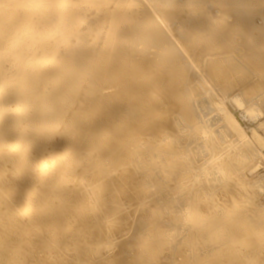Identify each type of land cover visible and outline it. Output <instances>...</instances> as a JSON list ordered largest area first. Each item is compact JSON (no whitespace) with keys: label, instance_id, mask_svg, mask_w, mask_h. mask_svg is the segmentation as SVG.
<instances>
[{"label":"bare ground","instance_id":"6f19581e","mask_svg":"<svg viewBox=\"0 0 264 264\" xmlns=\"http://www.w3.org/2000/svg\"><path fill=\"white\" fill-rule=\"evenodd\" d=\"M140 1L143 2V0H4V1L0 0V264H87V260L89 259L90 255L91 256H95V255L98 256L100 254L101 248H105V246L108 247L111 244L114 246V248H118L119 251L114 256H111L110 258H107V259H104L106 257L105 256L102 257V254H101V257L104 259L101 261V264H124V263L129 264L128 263L129 262L128 257H127V260L125 262V258H126L125 255L129 251L128 249L130 247H128V246L130 245L131 242H133V243H131V245L134 244V246L132 245L133 248L137 244H138L136 246L137 248H138V246L142 247L140 249L142 256H139L140 258L142 257V259L144 258L145 254H148V252H150L152 250L153 245L157 244V242L159 243V241H162V243L164 244V240H165L167 244L169 243L171 245L173 240L170 239L171 238V237H169L170 235H165V234L163 235V232L160 229H157V230L154 229V231L149 230L150 227L154 228L155 226L157 227V225H158V227L160 226L159 224H157L158 223L157 222L158 221L157 216L160 215L162 217V215H161V212L155 211L156 209H158L157 207H159V206H156L155 210L152 208H151L152 210L150 209L151 212H153V210H154V212H156V215H153V216L150 215L151 213L149 214L150 216H152L151 221H149V218H147V220H146V218H143V220H142V218H140L141 219L140 222H142L139 224L140 226H138V224H137L138 220L135 221L136 220L135 215H133V214L135 211H136L135 214H137L136 209H137V206H139V203L146 204V203H144L146 201L143 199V198H145V194L148 196V194L150 195V193H151V191H148L150 193H148V192L146 193V191L148 190L147 188H149V186L147 187L146 185H148V184L150 185L151 182L156 181V180H157L156 183H158L162 180L164 181L165 178H167V177H171L170 179H174L176 174H178V171L180 169H179V165L177 166V162H179V161H177L178 157L177 158L173 157L174 154H172V157H171V155L168 157H164L162 154H159V152H157V153H155L156 157H155L153 162H149V161H147V159H146V161H143L142 159L138 158V156H136L135 159H133V161H130L133 164L132 167H135V168H133V170L134 169L137 170L136 166H138L140 168V169L138 168V171L135 172V174H136V175H134L135 180L139 179V181L142 183L143 178L145 176H140L141 170L144 169L146 174H147V177H145L146 183L144 185L145 186L144 192H140L141 188H140V191H139V189H137V187L135 186V181L130 182L131 177L122 178L118 182H116L117 180H113V177H111L110 173H112V171H115L116 170L115 168L117 166L114 168L115 170H112L111 169L112 167L109 168L111 165L110 166L107 165L109 171L111 169L110 173L108 171H105L106 178L111 179L112 180V181H110L111 183L106 182V183H103L102 185H99L98 187H96L97 185L95 187H92L93 184L87 183L86 185L83 186V188H85L86 191L82 190L81 188L68 190L65 187L67 185V178H68L67 175L71 174L73 171L76 172V170L72 169L74 167L75 168L78 167L79 170L81 167H83L85 169H90L92 167H95L97 164H95V166L94 165L92 166V164H93L92 161H94V160L97 161V159L101 155L109 154V156L111 157V160L112 159L117 160V158H118V160L122 159L123 155L129 149L127 146H126L127 149H125L126 147L123 144L122 145L125 148L120 146L119 145L120 140L128 132H130L131 134L133 132L136 134V132H138V131L144 132L145 134H146V132H149V125H146L143 122V120L145 118L144 115L147 111L152 112L151 116L154 118V120H156V121L159 120V122L161 121V119H162L161 114L158 113L157 111L153 110V107L149 106L147 108V106H145L142 109H138L135 106H133L131 104V102H133L132 98H134V97L131 94H129L128 92L130 91L129 88L132 89L134 87L133 85H135L138 82L137 79L141 75V72L143 69V67H141V64H139V62L130 60L129 56H132V55H130V54H132V49H134V47L137 44L136 42L139 39H140L139 41H143V42H147V43L148 42H155L156 45H159L158 47H160V45H162L165 42V40H167L165 35H163L162 30L159 29L160 28L159 26L162 23L164 24V29H166L170 33V35H172L175 38L174 42H176L177 40L179 41L178 43L181 45V47H183L182 49H185V50L187 49L190 54L191 53L194 54V56L197 58V60L201 59V62H202L204 67H209V69H210V67L214 68L213 69V71H215V79L214 80H218L221 83V88L223 90V95H224L223 99H225L226 102L228 100V102L226 103V106L229 108H232V106L237 108L236 112H234V113H237V111H239L238 108H240L243 103L245 104L244 99L246 100V98L245 97H237L234 99L232 97L234 90L232 87L233 86L232 80L230 79V77H231L230 73H234L236 71V72H239L241 74V76H244V72L239 71V68H238L239 64L237 65V62L234 60L236 58L240 59L239 57L234 58L233 55H231V56L227 55L228 57L225 56L227 51H228L226 48H228L229 46H234L235 49H237V50L240 47L245 48L243 50V53L240 55V57L243 58L244 61L246 63H248L250 68L254 71V72L251 71L252 73H250V74H253L254 76L251 75L250 79L252 77L255 78L254 82H256V84L252 85V89H254V92H253L254 94H253V96H249V98L251 97V98L255 99L257 101V103L253 104L254 106H253V109L251 111L248 110L249 113L243 114L242 112H240L242 115L241 116L237 115L238 117H236V119L238 122H240L239 125H242L245 128H247L249 135H251L250 133L252 132V131L251 132H249V131L252 130V128H254L255 131L253 130L254 131L253 134L257 135L258 136L257 138L260 140V143L264 144V122H262V120H261L264 117V98H261V99L259 98L262 91L264 90V74H263V71H264V42H261V41H264V34L262 36L261 41H260V39H258V37L256 35H255V39L253 38L254 36L252 35L253 34L252 31L254 30L256 23L257 22H261V23L264 22V0H166L167 3L165 2L164 6L161 4V2L159 4V2H156L153 0H144L145 2H147V4L149 3L148 8H149V6H152L153 10L151 8H150V10L154 11V14H155L154 16H156L154 18V20H152V19L148 18V16L144 15V14H147V12L144 11L145 8L143 9V4ZM5 2H6V4H5ZM147 4H146V6H147ZM189 6H193V8L196 11L199 9L201 10V8H202L203 11H202V13H200V15H202L207 21L205 23H202V22H200V20H201L200 18H197V19L193 18V19H190L191 21L189 22L188 25H186L183 22L184 19L182 18V16H183L182 12L184 9L188 8ZM158 7H162L164 10H166L165 14H164L166 16L165 18L160 16V12L158 10ZM104 11H106L107 13L113 12L114 19L112 21L107 20V23L103 24V25H106L105 27L108 29L107 35H106V31L104 29H102V34H101V37L105 36V39H102L101 43H102V45H104L103 47L106 48L104 56L107 57V60L105 59L106 61L105 60L99 61L96 59V57H94L92 55L96 41H95V43L93 41H90L88 39V36H90V35H92V33H94V29L96 27L101 28L102 24H101L100 15L103 14ZM221 12H222V14H221ZM15 13H16V19L10 20V18H8V17L11 14H12V16H14L13 14H15ZM214 13H217L219 15L216 16ZM133 15H136V17H138V18H137V21H135V22L133 21V23L131 24L130 27H129V25L131 22L129 23L128 27L124 28V30H121V32L120 31L117 32V30L116 31L114 30L116 27V21L118 18H122V20L123 19L124 20H130V19H132ZM227 15H229L230 17H232L234 19V22L236 24V29L244 37V41H243V44H241V46L238 44L239 42H237L236 37H238V36L235 35L234 33L233 34L227 33V29L224 27L225 24H223L224 21L222 18L227 17ZM139 16H142V17L139 18ZM174 16H175V18L173 19ZM176 19H179L181 22L177 23ZM158 20H159V23L161 21L160 25H158L159 24ZM186 21H189V20L186 19ZM154 25L157 27H154ZM83 26H86V27H83ZM262 29L264 30V26H262ZM136 31L138 34H135ZM257 32H259V30H257ZM258 34H260V33H258ZM135 35H138V39H136ZM123 40L124 41L127 40L130 44L128 43L129 45L125 46V43H124V46H123V43H122ZM172 48H170V47H166L163 49L161 48L162 56H161V59L159 62L160 64L157 67L160 66L163 69V72L165 73V75L167 77L166 80L168 83V84H165V86L167 85L168 89L170 91H173L174 95H172V96H174L176 98L177 102L183 108V110H185V112H190L191 111L190 105H188V102H187L189 99H186L184 97V95L182 94L183 92L181 93L180 89H179V83L185 79L184 78L185 73L178 66V64H177L178 58L177 57H179V56H176V54L174 53L175 50L173 51ZM224 49L227 51H224ZM103 50L98 52V53H102ZM39 51L42 53H40ZM38 52H39V54H38ZM98 53H96V55ZM187 55H189V54L187 53ZM192 56H191V61L193 59ZM211 57H214V58H211ZM4 63L6 65L8 64L7 66H9V68L7 67L8 70L5 69L6 71H2L3 65H5ZM246 63H244V64H246ZM6 65H5V67H6ZM81 65H86V67H85L86 71L82 69L83 70L82 73L86 72L88 75H91V77H92V80H93L92 83L93 84L91 86L89 84L83 85L85 82L84 78H86L87 76L85 77V75H86L85 73H83L85 75L81 74ZM194 66H195V64H194ZM194 66H192V67H194ZM240 66H242V65H240ZM242 68H244V67H242ZM190 69H191V67H190ZM202 69H203V67L201 68V70ZM209 69H208V71H209ZM202 72H204V70H202ZM199 73H201V72H199ZM202 75L205 79V76L207 74H202ZM258 75H259V77H261V79L259 81H257V78H259V77H257ZM232 77H234V76H232ZM206 79L208 80L209 78H206ZM234 79L236 80L238 78L236 77ZM101 81H106V83L107 82H112V83L114 82V83L122 84L123 90L121 89L115 95L114 94L113 95L112 94H104V93H101V91L99 93H97L99 90L97 84ZM239 81L242 82L241 80H239ZM239 81L237 80V82H239ZM161 82L164 83V80H159L157 82V84L159 85ZM205 82L207 83V81H205ZM87 83H88V81H87ZM211 85L215 88L213 83L210 84L209 86H211ZM104 86H105V84H104ZM186 87H187V85H186ZM213 87L211 89L210 88L209 89L214 90ZM110 88H112V87H110ZM116 88L118 89L119 87H116ZM188 88H189V86H188ZM157 89H159V88H157ZM215 90H214V92H216ZM105 92H107V91H105ZM153 92H155V91H153ZM78 93L79 94L81 93L82 96L80 95L81 96L80 97L78 95ZM211 93H212V91H211ZM153 94L156 98V102H158V103L165 102L164 98L162 96L163 92H159L157 90ZM216 94H218V93L216 92ZM111 95H112V97H110ZM188 97H189V95H188ZM217 97H219V96H217ZM190 98H191V96H190ZM215 99H216V97H215ZM191 100H192V98H191ZM129 101H131V102H129ZM214 102H215V100H214ZM219 102H221V100ZM35 103H38V104L34 105ZM76 103H79V104H76ZM223 103H224V101H223ZM74 104H75V106H78L77 110H75V111L73 110V108L75 107ZM123 104H124L126 109H127L126 105L129 106L128 111L130 113L133 112L132 113L133 115L135 113L139 114V117H138L136 122L132 121L130 123L129 121H127L126 115L124 116L121 114V116H123V117L119 116V114H118V113H120L119 109H121L120 106H122ZM208 106L209 105L207 103H203L202 104V110H204L205 112L209 111ZM226 109H228V108H226ZM240 109H242V107ZM137 110H138V112H137ZM232 110H230V111H232ZM216 115H217V113H216ZM231 115H234V114L231 113ZM163 117L166 118L165 116H163ZM212 117H213V115H212ZM201 118L203 119L202 116H201ZM214 121H215V119L213 120V122ZM148 123H149V121H148ZM180 123H181V121H180ZM119 124H122V125H119ZM176 124H177V122H176ZM152 125H153V123H152ZM181 125L183 127V124H181ZM181 125L180 126L177 125V126L181 127ZM179 127H178V129L181 131V129ZM189 127L190 126H188V128ZM184 128H186V127L184 126ZM229 128H230V126H229ZM257 128L259 131L261 128L262 132L260 133L259 131H257ZM175 129H177V128H175ZM200 131H202V129ZM168 132H169V130H168ZM165 133H166V130H165ZM189 133H190V131H189ZM131 134H129L130 135L129 139L130 138L132 139L131 136H133V135H131ZM135 134H134V136H135ZM154 134H155V132H154ZM172 134H173V132H172ZM214 134H216V133H214ZM214 134H213V136H214ZM224 134L226 135V133H224ZM149 136H150V134H149ZM162 136H163V133H162ZM164 136H166V135H164ZM169 136H172V135H169ZM173 136H174V134H173ZM208 136L210 137V134ZM213 136L211 133V137H213ZM206 137L207 136L205 135V138ZM57 138H60V141H61L59 143V148L60 147L66 148V151L69 154H67L64 151H63V153L60 152L59 149L57 150L52 145L51 140H54V139L56 140ZM166 138H167V136L164 137L165 141L167 142L168 140ZM249 138H250V136H249ZM133 139H134V137H133ZM164 139H161V141H163ZM223 139H225V138H223ZM169 140H170V137H169ZM173 140H174V138H173ZM176 140L177 139H175L174 141H176ZM137 141L138 140H136L134 142L136 143ZM150 141H151V139H150ZM174 141H173V143H174ZM238 141H239V138H238ZM252 141H254V140H252ZM166 142H165V144H166ZM169 142H167V143H169ZM247 142L249 143L250 141H246V143ZM251 142L249 144H251ZM254 142H256V141H254ZM126 143H127V141H126ZM55 144H57V143H55ZM138 144H140V143H138ZM242 144L244 145V142ZM144 145H142L141 147H145ZM158 145L160 148V144H158ZM248 145H245L244 148H246V146L248 147ZM129 146H130V144H129ZM135 146H134V148H135ZM171 146L172 145L168 144V149H171V148H169ZM141 147H140V149H142ZM259 147L262 149V148H264V145H261ZM138 148H139V146H138ZM161 148H163V147H161ZM164 148H165V145H164ZM131 149H133V148H131ZM145 149H147V147H145ZM136 150H139V149H136ZM160 150H162V149H160ZM171 151H173V149ZM128 152H127V154H128ZM147 152H148V149H147ZM190 152H191V150H190ZM190 152H189V154H190ZM196 152H199V151H196ZM219 152L220 151H218V153ZM35 153H37V154L41 153V158H39L38 160L33 159V161L31 160L28 162V160H30L31 158H29V159L25 158V155H26V157H28L27 156L28 154H32L34 156V155H36ZM65 153L67 154V156H65ZM132 153H133V151H132ZM205 153H207V152H205ZM231 153L233 155V151ZM138 154H140V153H138ZM187 154L185 156H187ZM202 154H203V151H202ZM192 155H193V153H192ZM222 155H220V156H222ZM220 156L218 155V158L221 159ZM180 157L181 158L183 157L182 160L185 161L184 156H182V154ZM223 157H224V155H223ZM103 158H104V156H103ZM185 158H187V157H185ZM193 158L195 159V157H193ZM263 159H264V157H263ZM149 160H153V159H149ZM175 160L177 161L176 163H175ZM241 160H242V158H241ZM105 161H106V159H105ZM124 161L125 160L123 159L122 162L125 163ZM195 161H196V159H195ZM216 161H218V160H216ZM108 162H110V161L108 160ZM119 162H121V160ZM119 162L117 161V164H116V162H112V163L119 166V164H118ZM127 162H129V160ZM219 162L221 163V161H218V163ZM260 162H261V160H260ZM102 163L103 162H101V164ZM105 163H107V162H105ZM215 163L216 162H214V164ZM222 164L224 165V163H222ZM102 165L105 166L106 164H102ZM126 165H128V164H126ZM199 165H197V166H199ZM211 165H213V164H211ZM79 166H81V167H79ZM147 166H151V168H153V171L149 172L150 170L149 171L146 170ZM185 166H187V164ZM193 166H195V165H193ZM101 167H103V166H101ZM126 167H122V168L125 170ZM130 167H128V168H130ZM218 168H220V166ZM168 169H171V173H172L171 175H170V173H167ZM186 169H188V167ZM207 169H210V168L205 167L206 171H207ZM256 169H258V168H256ZM70 170L72 172L68 174V172H70ZM105 170H107V169H105ZM196 170H197V167H196ZM203 170H201L202 171L201 174L204 173ZM102 171H103V168H101L100 172L102 173ZM180 171L182 172V169ZM219 171L220 170H218V172ZM227 171L228 170H226L225 173H228ZM254 171H255V169H254ZM88 172H90V171H88ZM100 172L98 173L95 170V173H97L98 176L103 175V174H100ZM181 172H180V175H181ZM23 173H27L29 176L27 175L28 178L23 180V183H21L19 181V179H20L19 177L21 175H23ZM119 173H120V171H119ZM130 173L132 174L133 172L130 171ZM196 173H197V171H196ZM229 173H231V172H229ZM113 174H115V172ZM121 174H122V172H121ZM121 174H120V176H121ZM222 174H224V171ZM123 175L125 176V174H123ZM184 175H186V172ZM208 175H210V174H208ZM215 175H217V174L215 173ZM94 176H96V174ZM183 176H181L183 181L188 178V177L183 178ZM199 176H200V174H199ZM22 177H21V179H22ZM121 177H123V176H121ZM125 177H127V176H125ZM219 177H222V176L220 175ZM84 178H88V176L86 177V175H85ZM84 178H83V181H84ZM208 178L210 179V177H208ZM212 179L214 180V177H212ZM89 180H90V178H89ZM89 180H88V182H89ZM99 180H101V179H99ZM175 180L177 181V178ZM175 180H174V182H175ZM180 180H179V182L181 183L182 180L181 181ZM78 181H80V179ZM78 181H76V184L79 185ZM83 181H81V182H83ZM85 181H87V179ZM165 181L168 182L169 180L167 179ZM187 181L188 180H186V182ZM68 182H70V181H68ZM184 182L181 183V186H182V184L184 186L188 185L187 184L188 182L186 184H184ZM235 182L237 183V181H235ZM254 182L252 184L255 185L256 182L255 183ZM178 183H176V184H178ZM219 183L221 184V181ZM222 183H223V181H222ZM83 184H85V183H83ZM161 184L162 183L160 182V185ZM194 184H195V181H194ZM164 185H166V183ZM199 185H200V183H199ZM141 186L144 187L143 185H141ZM153 186H154V184L152 185V187ZM174 186H175V184H174ZM184 186L182 187V189L183 188L187 189V187L185 188ZM194 186L193 187L191 186L193 188L192 190L195 189ZM152 187H151V189H152ZM155 187H157V186H155ZM178 187H179V185H178ZM157 188L156 189L158 191H160L159 190L160 188L159 187H157ZM177 189H175L176 192H178L180 190V188L178 191H177ZM143 190H144V188L142 189V191ZM153 190H154V188H153ZM189 190H190V188H189ZM158 191H157V193H158ZM165 191L170 192L172 190L167 191L165 189L164 191H162V193L164 194ZM72 192L77 194V196L73 197ZM123 192L126 194H124ZM172 192H174V190ZM220 192H221V190H220ZM122 193H123V195H121ZM143 193H144V196H143ZM154 193H156V192L154 191ZM162 193H159V194L161 195ZM170 193H168V194L171 195ZM187 193H189V192H187ZM191 193H193V192L191 191ZM216 193H217V191H216ZM224 193H225V191H224ZM239 193H240V191H239ZM239 193H238V195H239ZM181 194H183V193H181ZM151 195H152V193H151ZM157 195L158 194H156V196ZM172 195H173L172 199L175 198V200H176L177 196L174 197V194H172ZM201 195H200V197H202ZM221 195L224 196L225 194L224 195L221 194ZM86 196H87V201L86 200L83 201V198ZM209 196H211V195H209ZM222 196H221V198H222ZM225 196L227 197V195H225ZM261 196H259V197H261ZM159 197L160 196H158L157 198L159 199ZM205 197H203V198H205ZM226 197H224V198H226ZM256 197H257V195H256ZM154 198H156V197L154 196ZM162 198H165L164 195ZM148 199H149V197H148ZM182 199H180V200H182ZM185 199H188V198H185ZM155 200L157 201V199H155ZM201 200L203 201L204 206L202 205V202H200L201 205L203 207H205V205L207 203H205V200L202 198H200V200H198V201H201ZM251 200H252V198H251ZM152 201H154V199ZM156 201H154L152 203L155 204ZM169 201H172V200H169ZM210 201H213V200H210ZM210 201H209V203H210ZM215 201H216V199H215ZM223 201L226 202L225 199ZM223 201H221V202H223ZM54 202H56V205H54V207H53ZM149 202H151V201L149 200ZM176 202H175V204H176ZM186 202H188V201L185 200V203ZM229 202H231V201H229ZM239 202H240V200H239ZM90 203H92V204H90ZM157 203L158 202H156V204ZM235 203H236V201L233 202V204L232 203H230V204L234 205L232 207H235ZM245 203H247V202H245V200H244V202L243 201L241 202V205L245 206V209L247 210ZM253 203H254V199H253L252 204ZM175 204L173 206H175ZM193 204H195V202ZM225 204H222L223 207ZM149 205L151 206L152 204H149ZM149 205H147L148 207L142 206L139 208H141L143 210V208H146V207L149 208ZM184 205H186V204H184ZM196 205L198 206V204H196ZM226 206L228 207V204H226ZM237 206L238 205L236 203V207ZM162 207H163V205H162ZM188 207H186V208H188ZM207 207H208V205H207ZM211 207L212 206H210V209H211ZM178 208H176V209H178ZM239 208H240V206H239ZM256 208L257 207L255 205V209H254L255 211H253L252 214H254V212H255V214L256 213L258 214L257 211L259 209L258 208L256 209ZM262 208H264V207H262ZM141 209H140V212L142 214ZM191 209H193V208H191ZM206 209H209V208L205 207V210ZM210 209H209V211H210ZM232 209H231V211H232ZM260 209H261V207H260ZM169 210H170V212L169 211L168 212L171 213V210H173V209H169ZM197 210L200 211V209H197ZM240 210H242V212L244 211L243 209H240ZM147 211H148V209H147ZM150 211H148V212H150ZM164 211H162V212L164 213ZM186 211H187V209H186ZM186 211H185V213H186ZM193 211H195V210H193ZM209 211H207V212H209ZM261 211L264 214L263 210H259L260 213H261ZM166 212H167V210H166ZM220 212L221 211H219V213ZM143 213L147 214V212H145V209L143 210ZM187 213H186L187 216L190 215ZM219 213H217V214L219 215ZM225 213L226 212H224V214ZM214 214H216V211L214 212ZM214 214H212V215H214ZM144 215H143V217H144ZM149 215H148V217H149ZM164 215L166 216L167 214L165 213ZM220 215H219V219L224 217V216L228 219V216L226 214L224 216H221V217H220ZM237 215L239 216V214H237ZM258 215L255 216V220L258 219V218H256V217H259ZM187 216H186V218H188ZM193 216H195V215H192V217ZM145 217H147V216H145ZM192 217H189V218H192ZM163 218L164 217H162V219ZM180 218H181V216H180ZM186 218L184 219V222L188 221V220H186ZM212 218L210 217V219H212ZM230 218H231L230 220H232L231 216H230ZM246 218H247V216H246ZM246 218L244 216V218H242L240 220L242 221V220H245ZM124 219L125 220L127 219V220L125 221ZM153 219L154 220L156 219V220L154 221ZM160 219H159V222L162 220V219L161 220ZM164 219H166V218H164ZM198 219H199V217H198ZM173 220H175V219H173ZM173 220H171V218H169V221L173 222ZM214 220L215 219L213 218V222H214ZM235 220H236V218H235ZM235 220H232L231 222L233 223V221H235ZM146 221H148V222H146ZM164 221L165 220H163V222ZM166 221L169 224V221L168 220H166ZM166 221L164 222L165 224L167 223ZM189 221H190V219H189ZM216 221H217V218H216ZM237 221L240 222L239 220H237ZM46 222H49V224H50V225H48V227L46 226L49 229V231L46 233L40 234L43 232L42 231L39 233V231H41L40 230L41 226ZM153 222L155 225L154 224L152 225ZM227 222H229V221H227ZM238 222H236V223H238ZM242 222H244V221H242ZM256 222L258 223V220ZM133 223H136V225H137L135 228L136 231L133 230V231H135V234H134V232L131 231L132 229L129 230L133 226ZM217 223H218V221H217ZM232 223H231V225H232ZM176 225H177V223H176ZM176 225H174V226H176ZM231 225H230V228H231ZM237 225L240 226V223ZM248 225H247V227L243 226L244 230H245V228H247V230L250 229L249 234H251V235L255 234V238L259 237L260 235L258 233L261 230L263 231L262 228L264 226L260 225L262 227V228L260 227L261 228L260 231H259V226H258L259 232L257 233V231L255 229V227H256V225H255V227H253L252 230L254 231V229H255L256 233H254L253 231H252L253 232L252 233L251 228L248 229V227L250 226V225L249 226ZM39 226H40V229H39ZM146 226H149V227H147L148 228L147 230L149 232H147V230L145 228ZM164 226L165 225H163V227ZM168 226L165 228L170 227V226L169 227ZM210 226H211V223H210ZM234 226H235V224H234ZM190 228L193 229V227H190ZM221 228H223V227L221 226L220 229ZM237 228L240 229V227H237ZM37 229H39V230H37ZM179 229H180V227H179ZM239 229H237V230H239ZM145 230H146V232H145ZM198 230L199 229H197V231L196 230L195 231H196V233L198 232L200 234L201 232H199ZM241 230H242V227H241ZM21 231L23 232V235H20L18 233ZM129 231H131V233L134 234L133 235L130 233L131 234V237L129 236L130 238L127 237V234L129 233ZM195 231L192 230V232H194L193 234H195ZM187 232H189V231H187ZM187 232L185 231V235L189 234V233L186 234ZM192 232H190V234H189L190 236L188 235L186 238V236L183 234L184 232L181 233L179 231V233H181V235L183 234L185 236L183 239H185V238L188 239V237H189V239H191L190 237L192 236V234H191ZM245 232H246V230H245ZM210 233H211V231H210ZM238 233H239V231H238ZM125 234H126L125 237L128 239H125L123 237V235H125ZM199 234H198V236H199V240H200V238H202L203 234H201V235H199ZM217 234H219V233H217ZM243 234L241 235V237L236 235V236H238L237 239L238 238L240 240L243 239L242 236L246 235V234L245 235H243ZM256 234H258V236ZM196 235H195V238H194V235L192 237L194 239H197L198 237L196 238ZM227 236L229 239L230 235L228 234V235H226V237ZM121 237L124 240H120ZM226 237H225V239H227ZM261 237H264V234H263V236L261 234L260 238ZM234 239L235 238L233 236V239H231L232 242H234ZM237 239H236V241H239ZM244 239L246 240L247 237L245 236ZM252 239H253V237L251 238V240ZM117 240H120V242L118 241V243H116ZM171 240H172V242L170 243ZM231 240H230V242H231ZM245 240H241V241H245ZM114 241H115V243H114ZM136 241H137V243H134ZM185 241L189 242L187 240H184L183 242H185ZM249 241H250V239L248 240V242ZM138 242H140V243H138ZM227 242H229V241H227ZM259 242H261V241L259 240ZM259 242H257L256 244L252 243L253 247L257 248L256 245H259ZM166 243H165V247H169V245H167ZM239 243H241V242L239 241ZM243 243L244 242H242V244H240V246L241 245L243 246L244 245ZM178 244H180V242H177V244H174L173 246L172 245L171 246L176 249ZM183 244H189V243H182V248L185 250L186 245L183 246ZM210 244L214 245L213 242ZM215 244H216V242H215ZM231 244H229V246ZM96 245L97 246L102 245V246L96 247ZM232 245L235 248L234 244H232ZM245 245H247L249 247L250 244H245ZM93 246H95V247H93ZM158 246H162L161 242H160V245H158V244L156 245V248H158ZM216 246L214 245L213 247H216ZM242 246H241V249H242ZM165 247H164V249H165ZM187 247H188L187 249L190 250L189 245H187ZM194 247H196V246L195 245L193 246V248L190 251L191 253L192 252L195 253V249H197V248L194 249ZM221 247H222V245H221ZM258 247H260V249H262V246H258ZM212 248L210 247V250ZM218 248H220V247L218 246ZM228 248H230V247H228ZM245 248H246V246L243 248V250ZM250 248H252L251 245H250ZM250 248H249V250H250ZM164 249H162L163 252H165ZM166 249H168V248H166ZM169 249H170V247H169ZM183 249H181V250H183ZM201 249H202L201 252L203 254L206 253L205 252L206 246H205L204 252H203V248H201ZM170 250H172V248ZM222 250H224V248ZM213 251H215V250L213 249ZM217 251H219V250L217 249ZM239 251H240V249H239ZM239 251H238V253H239ZM244 251L247 252L246 250H244ZM258 251H259L258 253L262 252V251L260 252V250H258ZM107 252L109 254H111L109 249L107 250ZM111 252H112V249H111ZM187 252H189V251H187ZM196 252H198V251L196 250ZM245 252H244V254H245ZM250 253L251 254L253 253V255H255L254 253H256V252H255V250H254V252H252V250H251ZM262 253L264 254V252H262ZM141 254L139 253L138 255H141ZM152 254H154V253H152ZM159 254H160V252H158L157 255H159ZM197 254H200V253H197ZM227 254H228V252H227ZM230 254H231V252H230ZM251 254H250L249 259H251V257L254 258L257 256V255L252 256ZM160 255H162V254H160ZM186 255H188V254H186ZM245 255H243V256H245ZM163 256H164V253H163ZM192 256H193V254H192ZM210 256H211V254H210ZM210 256L209 257L207 256V259H209ZM219 256H220V252H219ZM258 256H259V254H258ZM147 257L148 256H146V258ZM196 257L197 256H195V258ZM203 257L204 256L202 255V257H200V258H203ZM221 257L223 258V256H221ZM151 258L149 259L150 261H151ZM153 258H155L154 255H153ZM156 258H159V257H156ZM156 258L154 260H156ZM160 258H161V256H160ZM189 258H188V260H189ZM204 258L206 259V255ZM136 259L138 260V257ZM213 259L214 260L211 261L212 258H210L209 261H211V262L216 261L215 258H213ZM220 259H217V260H220ZM238 259H241V258H238ZM254 259H253V264H264V259L259 258V259H256V261ZM202 260H204V259H202ZM245 260H246V262H244L243 264H247V263L251 262L248 259H245ZM153 261L151 263H153ZM157 261H158V259H157ZM186 261L187 260H185L184 262L186 263ZM191 261H192V259H191ZM228 261H229L228 264H238L235 252L232 254V256L230 257V259ZM96 262H97V260L95 261V263ZM131 262H130L131 264H139V262L136 263V261L134 262V260ZM143 262L145 263L144 259H143ZM154 262L156 263V261H154ZM211 262H210V264H211ZM222 262H225V260L221 259L220 263L222 264ZM155 263H153V264H155ZM188 263H190V262H188ZM203 263H205V262H203ZM214 263L216 264L217 262H214ZM147 264H148V262H147ZM157 264H159V263H157Z\"/></svg>","mask_w":264,"mask_h":264},{"label":"rangeland","instance_id":"374dc122","mask_svg":"<svg viewBox=\"0 0 264 264\" xmlns=\"http://www.w3.org/2000/svg\"><path fill=\"white\" fill-rule=\"evenodd\" d=\"M4 1V0H3ZM153 1H156V2H159V4H160V2H161V4L164 6L165 5V2H166V0H153ZM142 4H143V9L145 8V10L144 11H146L147 12V14H144L145 16H148V18H150V19H152V20H154V18L156 17V16H154L155 14H154V11H151L150 10V8L153 10V8H152V6H149V8H148V5H149V3L147 4V2H145L144 0H143V2L142 1H140ZM147 4V6H146V4ZM167 3V2H166ZM5 4H6V2H5ZM145 4V5H144ZM7 6V5H6ZM146 6V7H145ZM158 10H159V12H160V16H162L163 18H165L166 16L164 15L165 14V11L166 10H164L162 7H158ZM202 11H203V9L201 8V10L199 9V10H195L194 8H193V6H189L188 8H186V9H184L183 10V12H182V18L184 19L183 20V22L186 24V25H188L189 24V22L191 21L190 19H197V18H200L201 20H200V22H202V23H205L207 20L202 16V15H200V13H202ZM109 14V15H108ZM216 16H218L219 14H217V13H214ZM221 14H222V12H221ZM14 16H12V14L8 17V18H10V20H14V19H16V13L15 14H13ZM114 15H113V12H111V13H107L106 11H104V13L103 14H101L100 15V18H101V28L100 27H96L95 29H94V33H92V35H90V36H88V39L90 40V41H93L94 43H95V41H96V43H95V45H94V50H93V53H92V55L94 56V57H96V59L97 60H99V61H104L105 59L107 60V57H105L104 56V54H105V49L106 48H104L103 46L104 45H102V43H101V40L102 39H105V36H103V37H101V34H102V29H104L105 31H106V35H107V33H108V29L105 27L106 25H103V24H105V23H107V20H113L114 19V17H113ZM176 16V15H175ZM175 16L173 17V19L175 18ZM186 16V17H185ZM13 19H12V18ZM142 16H139V18H141ZM137 18L138 17H136V15H133V17H132V19H130V20H122V18H118L117 19V21H116V27H115V31L117 30V32L118 31H120L121 32V30H124V28H127L128 27V25H129V23H130V25H129V27L131 26V24L133 23V21L135 22V21H137ZM186 19L187 20H189V21H186ZM218 19V18H217ZM223 19V21H224V23L223 24H225L224 25V27L227 29V33H234L235 35H237L238 37H236L237 38V42H239L238 44L241 46V44H243V41H244V37L238 32V30L236 29V24H235V22H234V19L232 18V17H230L229 15H227V17H224V18H222ZM176 22L177 23H179V22H181L179 19H176ZM228 22V23H227ZM158 23H159V20H158ZM161 24V21H160V23L158 24V25H160ZM123 26V27H122ZM262 26H264V22L263 23H261V22H257L256 23V26L254 27V30L252 31L253 32V38L255 39V35L258 37V39H260V41H261V39H262V36H263V34H264V30L262 29ZM83 27H86V26H83ZM154 27H157V26H155L154 25ZM160 28L159 29H161L162 30V32H163V35H165V37L167 38V40H165V42L162 44V45H160V47H158L159 45H156V43L155 42H143V41H137L136 43V46L134 47V49H132V54H130V55H132V56H129V58H130V60H132V61H136V62H139V64H141V67H143V69H142V72H141V75L138 77V82L135 84V85H133L134 87L131 89V88H129L130 89V91L128 92L129 94H131L134 98H132V101L133 102H131V101H129V102H131V104L133 105V106H135L136 108H138V109H142L143 107H145V106H147V108L149 107V106H151V107H153V110H155V111H157L158 113H160L161 114V116H162V119H161V121L159 122V120H154V118L151 116V114H152V112H150V111H147L146 113H145V115H144V120H143V122L146 124V125H149V132H146V134L144 133V132H136V134L133 132L132 134L130 133V132H128L121 140H120V142H119V145L120 146H122V147H128V149L130 150H128L127 152H128V154H127V152L123 155V157H122V159H120L121 160V162H119L120 160H118V158H117V160L116 159H112L111 160V157L109 156V154H107V155H101V156H99V158L97 159V161L96 160H94V161H92L93 162V164H92V166L94 165L95 166V164H97L95 167H92V168H90V169H85V168H83V167H81V166H79V167H81L80 168V170H79V168L78 167H74V168H72L73 170H76V172H72L71 170H70V172H68V174L69 173H71V174H69V175H67V185L65 186L66 187V189H68V190H72V189H82V190H84V191H86V189L85 188H83V186L84 185H86L87 183H91V184H93L92 185V187H95L96 185V187H98L99 185H102L103 183H106V182H110V181H112L111 179H109V178H106V173H105V171H108L109 173H110V171H111V169L112 170H115V171H112V173H110L111 174V177H113V180H117L116 182H118V181H120L122 178H128V177H131V180H130V182L131 181H135V186L137 187V189H139V191H140V188H141V191L140 192H144L145 191V183H146V178L145 177H147V174H146V172H145V170L143 169V170H141V174H140V176H145L144 178H143V181H142V183L139 181V179H137V180H135L134 179V175H136L135 174V172L136 171H138V166H136L137 168V170H133V168H135V167H132V163L130 162V161H133V159H135V157L136 156H138V158H140V159H142L143 161H146V159H147V161H149V162H153L154 161V159H155V157H156V154L155 153H157V152H159V154H162L164 157H168V156H170L171 155V157H172V154H174L173 155V157H175V158H177L178 157V160L177 161H179V162H177L176 160H175V163L177 162V166L179 165V169L181 170L182 169V172L179 170H177L178 171V174H176V176L174 177V179H170L171 177H167V178H165V180H169L168 182H166L165 180L163 181H160L162 184L160 185V182H158V183H156V181H153V182H151L150 183V185L148 184V185H146L147 187L149 186V188H147L148 190L146 191V193L148 192V191H151V193H152V195H151V193L150 192H148V193H150V195L148 194V196L145 194V198H143L146 202H144V203H146V204H143V203H139V206H137V214H135L136 213V211L134 212V214L133 215H135V221H137V224H138V226H140L139 224L140 223H142V222H140L141 221V219L140 218H142V220H143V218H146V220H147V218H149V221H151L152 219H151V217L153 216V215H156V212H161V215H162V217H164V218H166V219H162V217L160 216V215H158L157 217H158V223L157 224H159L160 226L158 227V225H157V227L155 226L154 228L153 227H150V231L151 230H153L154 231V229L155 230H157V229H160L162 232H163V235L165 234V235H170L169 237H171L170 239H172L173 240V242H172V240L170 241V243H171V245L173 246L174 244H177V242H180V244H178L177 245V248L175 249L174 247H172L169 243L167 244L166 243V241L164 240V244L162 243V241H159V243L157 242V244L158 245H160V242H161V244H162V246H158V248H156V245L157 244H154L153 245V248H152V250L150 251V252H148V254H145L144 255V260H145V263L143 262V259H142V257L140 258L139 256H142V254H141V248L142 247H140V246H138V248L136 247L137 245H135V247L133 248L132 247V245L134 246V244H132L131 245V243H133V242H131L130 243V245L128 246V247H130L128 250V253L125 255L126 256V258H125V262H126V260H127V257H128V263L129 264H131L132 262L131 261H133L134 260V262L136 261V263H138L139 262V264H147V262H148V264L150 263V264H153V263H155L154 261H156V263L155 264H157V263H161V264H210V262L211 261H213L214 259L213 258H215V260L216 261H214V262H217L216 264H221L220 263V261H221V259L222 260H225V262H222V264H228V260L230 259V257L232 256V254L235 252V255H236V258H237V261H238V264H243L244 262H246V260L245 259H248V260H250L251 262H249V263H247V264H253V259L256 261V259H259V258H261V259H264V254L262 253V252H264V237H261L260 238V236H261V234H262V236H263V234H264V227L262 228L260 225H262V226H264V214L262 213V211H261V213L259 212V210H263L264 211V208H262V207H264V159H263V157H264V148H260L259 146H261V145H264L263 143H260V140L257 138L258 136L257 135H254L253 134V132L255 131L254 130V128H252V130H250L249 132H251L250 134L251 135H249L248 134V131H247V128H245L244 126H242V125H239L240 124V122H238L237 121V119H236V117H238V116H241L242 114L240 113V112H242L243 114H245V113H249V111H251L252 109H253V104H255V103H257V101L255 100V99H253V98H249V96H253V92H254V89H252V85L253 84H256V82H254V80H255V78H251L250 79V77H251V75H253V74H250V73H252L251 71H253L251 68H250V66H249V64L248 63H246L245 61H244V59L243 58H241L240 57V55L243 53V50L245 49L244 47H240L238 50L237 49H235V47L234 46H229L228 48H226L227 50H225L224 49V51H227V53H226V57H228L227 55H233V57L234 58H236V57H239L240 59H234L236 62H237V65L239 66L238 68H239V71H243L244 72V76H241V74L239 73V72H234V73H230V79L232 80V84H233V90H234V93L232 94V97L235 99V98H237V97H245L246 98V100L244 99V102H245V104L243 103L242 104V109H240V108H238V110L239 111H237V113H234V112H236V107H234V106H232V108H229V107H227L226 106V103L228 102V100H227V102H226V100L225 99H223V97H224V95H223V90H222V88H221V83H220V81H218V80H214L215 79V71H213V69L214 68H211L210 67V69H209V67H204L203 66V64H202V62H201V59L199 60H197V58L194 56V54H190L189 53V51L186 49H182L183 47H181V45L178 43L179 41L177 40L176 42H174L175 41V38L172 36V35H170V33L166 30V29H164V24L162 23L160 26H159ZM260 28V29H259ZM262 29V30H261ZM257 30H259V32H257ZM262 31V32H261ZM258 33H260V34H258ZM135 34H138L137 33V31L135 32ZM136 36V39H138V35H135ZM134 40V39H133ZM127 41V40H126ZM124 41L123 40V46H124V43H125V46H128L130 43L127 41ZM261 42H264V41H261ZM129 43V44H128ZM175 43V44H174ZM171 45V46H170ZM153 46V47H152ZM166 47H170V48H172L173 49V51H174V53L176 54V56H179V57H177L178 59H177V64H178V66L182 69V71L185 73L184 74V80H182L180 83H179V89H180V92L184 95V97L186 98V99H189L187 102H188V105H190V112H185V110H183V108L179 105V103L177 102V100H176V98L174 97V96H172V95H174L173 94V91H170L169 89H168V87H167V85L165 86V84H168L167 83V80H166V75H165V73L163 72V69L159 66V67H157L160 63V59H161V56H162V50H161V48L163 49V48H166ZM104 49V50H103ZM103 50V52L102 53H98V52H100V51H102ZM136 50V51H135ZM236 50V51H235ZM41 51V50H40ZM39 51V52H40ZM43 51V50H42ZM183 51V52H182ZM39 52H38V54H39ZM95 52V53H94ZM190 55H187V53ZM40 53H42V52H40ZM96 53H98L97 55H96ZM239 54V55H238ZM181 56V57H180ZM191 56L193 57V59H192V61H191ZM100 57V58H99ZM190 57V58H189ZM103 58V59H102ZM196 58V59H195ZM211 58H214V57H211ZM181 59V60H180ZM105 60V61H106ZM194 61V62H193ZM241 61V62H240ZM193 65H192V64ZM244 63H246V64H244ZM5 64V63H4ZM194 64H195V66H194ZM6 65V64H5ZM5 65H3V68H2V71H6V70H8V68H9V66H7L6 65V67H5ZM240 65H242V66H240ZM192 66H194V67H192ZM203 67V69L202 70H204V72H202V70H201V68ZM8 67V68H7ZM85 67H86V65H81V74H83V73H85V74H83V75H85V77L86 78H84V84L83 85H87V84H89L90 86L93 84L92 82H93V80H92V77H91V75H88L86 72H83L82 73V71L83 70H85L86 71V69H85ZM190 67H191V69H190ZM242 67H244V68H242ZM195 68V69H194ZM209 69V71H208V69ZM242 70H241V69ZM6 69V70H5ZM83 69V70H82ZM200 70V71H199ZM249 71V72H248ZM199 72H201L202 74H207L206 76H205V79H204V77H203V75L201 74V73H199ZM207 72V73H206ZM254 72V71H253ZM188 73V74H187ZM246 73V74H245ZM248 73V74H247ZM240 74V75H239ZM263 74H264V71H263ZM214 75V76H213ZM89 76V77H88ZM232 76H234V77H232ZM241 78H240V77ZM254 76V75H253ZM212 77V78H211ZM238 78V79H234V78ZM245 77V78H244ZM257 77H259V75L257 76ZM206 78H209L208 80L206 79ZM240 78V79H239ZM250 80H249V79ZM204 79V80H203ZM211 79V80H210ZM261 79V77H259V78H257V81H259ZM159 80H164V83L163 82H161L159 85L157 84V82L159 81ZM200 80V81H199ZM203 80V81H202ZM237 80L239 81V80H241L242 82H237ZM87 81H88V83H87ZM202 81V82H201ZM205 81H207V83L205 82ZM212 81V82H211ZM214 81V82H213ZM218 81V82H217ZM86 83V84H85ZM214 84V86H215V88H214V90L218 93V94H216V92H214V90H210L212 87L211 86H209L210 84ZM218 83V84H217ZM241 83V84H240ZM249 83V84H248ZM252 83V84H251ZM104 84H105V86H104ZM110 84V85H109ZM113 84V85H112ZM191 84V85H190ZM98 92L97 93H99L100 91H101V93H104V94H117V92H119L121 89L123 90V86H122V84H119V83H112V82H107L106 83V81H101V82H99L98 84ZM101 85V86H100ZM112 85V86H111ZM186 85H187V87H186ZM115 86V87H114ZM188 86H189V88H188ZM191 86V87H190ZM110 87H112V88H110ZM116 87H119L118 89L116 88ZM114 88V89H113ZM157 88H159V89H157ZM210 88V89H209ZM109 89V90H108ZM112 90V91H111ZM117 90V91H116ZM159 91V92H163V98H164V101L165 102H163V103H158V102H156V98H155V96H154V94L153 93H155L156 91ZM203 90V91H202ZM103 91V92H102ZM105 91H107V92H105ZM109 91V92H108ZM153 91H155V92H153ZM211 91H212V93H211ZM220 91V92H219ZM207 94H206V93ZM252 93V94H251ZM78 95L80 96H82V94L80 93H78ZM112 95L110 96V97H112ZM188 95H189V97H188ZM219 96V97H217V96ZM245 95V96H244ZM80 96V97H81ZM190 96H191V98H192V100H191V98H190ZM214 96V97H213ZM140 97V98H139ZM188 97V98H187ZM215 97H216V99H215ZM221 98V99H220ZM260 99L261 98H264V90L262 91V93H261V95H260V97H259ZM134 99V100H133ZM210 100V101H209ZM214 100H215V102H214ZM221 100V102H219ZM135 101V102H134ZM223 101H224V103H223ZM250 101V102H249ZM212 104H210V103ZM214 102V103H213ZM135 103V104H134ZM196 103V104H195ZM203 103H207L209 106H208V109H209V111H204V110H202V104ZM221 103V104H220ZM36 104H38V103H35L34 105H36ZM76 104H79V103H76ZM195 104V105H194ZM131 105V106H132ZM74 106H75V104H74ZM73 106V107H74ZM126 107H127V109L125 108V106H124V104L122 105V106H120V108L121 109H119V112L120 113H118L119 114V116L120 117H123V116H121V114L122 115H126V120L127 121H129L130 123L133 121V122H136L137 121V119H138V117H139V114H137V113H135L134 115L132 114V113H130L129 111H128V105H126ZM251 107V108H250ZM76 108V109H75ZM77 108H78V106H75L74 108H73V110L75 111V110H77ZM226 108H228V109H226ZM126 109V110H125ZM196 109V110H195ZM216 109V110H215ZM234 111H233V110ZM230 110H232V111H230ZM249 110V111H248ZM128 111V112H127ZM136 111V110H135ZM216 111V112H215ZM218 111V112H217ZM230 111V112H229ZM26 112V111H25ZM137 112H138V110H137ZM200 112V113H199ZM230 114H229V113ZM124 113V114H123ZM213 113V114H212ZM216 113H217V115H216ZM231 113L232 114H234V115H231ZM239 113V114H238ZM167 116H166V115ZM221 114V115H220ZM132 117H131V116ZM212 115H213V117H212ZM216 115V116H215ZM236 115V116H235ZM238 115V116H237ZM163 116H165L166 118H164ZM201 116L203 117V119L201 118ZM209 116V117H208ZM169 117V118H168ZM211 117V118H210ZM234 117V118H233ZM149 118V119H148ZM205 118V119H204ZM240 118V117H239ZM130 119V120H129ZM152 119V120H151ZM215 119V121L213 122V120ZM264 117L261 119L262 120V122H264ZM148 121H149V123H148ZM173 121V122H172ZM180 121H181V123H180ZM235 121V122H234ZM176 122H177V124H176ZM223 122V123H222ZM226 122V123H225ZM148 123V124H147ZM152 123H153V125H152ZM205 123V124H204ZM176 124V125H175ZM181 124H183V127H182V125ZM185 124V125H184ZM119 125H122V124H119ZM129 125V124H128ZM177 125H181V127H179V126H177ZM238 125V126H237ZM257 125V124H256ZM177 126V127H176ZM184 126L186 127V128H184ZM188 126H190L189 128H188ZM198 126V127H197ZM229 126H230V128H229ZM169 129H168V128ZM174 127V128H173ZM178 127L181 129V131L178 129ZM208 127V128H207ZM172 128V129H171ZM175 128H177V129H175ZM199 129V130H198ZM202 129V131H200ZM246 129V130H245ZM155 130V131H154ZM165 130H166V133H165ZM168 130H169V132H168ZM172 130V131H171ZM245 130V131H244ZM254 130V131H253ZM189 131H190V133H189ZM257 131H259L258 130V128H257ZM154 132H155V134H154ZM160 132V133H159ZM172 132H173V134H174V136H173V134H172ZM222 132V133H221ZM260 133L262 132V129L260 128V131H259ZM150 134V136H149V134ZM157 133V134H156ZM162 133H163V136L164 135H166L167 136V142H169V143H167L166 141H165V139H164V137H166V136H162ZM211 133H212V136H213V134L214 133H216V134H214V136L213 137H211ZM224 133H226V135L224 134ZM129 134H131V135H133V136H131L132 137V139H133V137H134V139L132 140L131 138L129 139ZM134 134H135V136H134ZM210 134V137L208 136ZM147 137H145V136ZM161 135V136H160ZM169 135H172V136H169ZM182 135V136H181ZM205 135L207 136L206 138H205ZM253 135V136H252ZM127 136V137H126ZM139 136V137H138ZM216 136V137H215ZM223 136V137H222ZM249 136H250V138H249ZM252 136V137H251ZM143 137V138H142ZM169 137H170V140H169ZM172 137V138H171ZM199 137V138H198ZM203 137V138H202ZM220 137V138H219ZM229 137V138H228ZM248 137V138H247ZM255 137V138H254ZM139 138V139H138ZM158 138V139H157ZM173 138H174V140L175 139H177L176 141H174L173 140ZM210 138V139H209ZM217 138V139H216ZM223 138H225V139H223ZM238 138H239V141H238ZM246 138V139H245ZM252 138V139H251ZM254 138V139H253ZM126 139V140H125ZM138 140L136 143L134 142V141H136V140ZM146 139V140H145ZM150 139H151V141H150ZM161 139H164L163 141H161ZM213 139V140H212ZM231 139V140H230ZM243 139V140H242ZM251 139V140H250ZM57 140V141H56ZM54 139V140H51V142H52V145L58 150L59 149V151L60 152H62L63 153V151L64 152H66L67 153V151H66V148H62V147H60L59 148V143L61 142L60 141V138H57V139ZM158 140V141H157ZM221 140V141H220ZM245 140V141H244ZM252 140H254V141H256V142H254V141H252ZM126 141H127V143H126ZM141 141V142H140ZM160 141V142H159ZM173 141H174V143H173ZM246 141H252L251 142V144H249L248 142V144L246 143ZM131 142V143H130ZM133 142V143H132ZM143 142V143H142ZM148 142V143H147ZM165 142H166V144H165ZM221 142V143H220ZM227 142V143H226ZM244 142V145L242 144ZM258 142V143H257ZM55 143H57V144H55ZM130 144V146H129V144ZM138 143H140V144H138ZM162 143V144H161ZM164 143V144H163ZM172 143V144H171ZM204 143V144H203ZM246 143V144H245ZM256 143V144H255ZM124 146H123V145ZM128 144V145H127ZM144 145L145 147H147V149H148V152H147V149H145V147H141L142 145ZM158 144H160V148H159V145ZM168 144H170V145H172L171 147H169V148H171V149H168ZM223 144V145H222ZM240 144V145H239ZM136 145V146H135ZM147 145V146H146ZM164 145H165V148H164ZM220 145V146H219ZM223 147H222V146ZM240 147H239V146ZM245 145H248V147L246 146V148H244L245 147ZM259 145V146H258ZM58 146V147H57ZM134 146H135V148H134ZM138 146H139V148H138ZM235 146V147H234ZM253 146V147H252ZM124 147V148H125ZM127 147L125 148V149H127ZM140 147L142 148V149H140ZM161 147H163V148H161ZM204 147V148H203ZM131 148H133V149H131ZM144 148V149H143ZM243 148V149H242ZM136 149H139V150H136ZM160 149H162V150H160ZM173 149V151H171ZM194 149V150H193ZM200 149V150H199ZM238 149V150H237ZM190 150H191V152L193 153V155H192V153L190 152ZM217 150V151H216ZM248 150V151H247ZM132 151H133V153H132ZM139 151V152H138ZM190 152V154H189V152ZM195 153H194V152ZM196 151H199V152H196ZM202 151H203V154H202ZM215 151V152H214ZM218 151H220L219 153H218ZM224 151V152H223ZM233 151V155H232V152ZM239 151V152H238ZM140 153V154H138V153ZM147 152V153H146ZM162 152V153H161ZM170 152V153H169ZM189 154H187V153ZM205 152H207V153H205ZM210 152V153H209ZM65 153V156H67V154H69V153H67L66 154ZM137 153V154H136ZM198 155H197V154ZM224 155V157H223V155ZM239 155H238V154ZM36 155H32V154H28L27 156L28 157H26V155H25V158H31L30 160H28V162L29 161H33V159H35V160H38L39 158H41V153H39V154H37V153H35ZM132 154V155H131ZM181 154H182V156H184V159H185V161H183L182 159H183V157L181 158L180 156H181ZM187 154V156H185ZM202 154V155H201ZM31 155V156H30ZM131 155V156H130ZM134 155V156H133ZM140 155V156H139ZM210 155V156H209ZM218 155L220 156V155H222V156H220L221 157V159L220 158H218ZM103 156H104V158H103ZM130 158H128V157ZM145 156V157H144ZM200 158H199V157ZM244 156V157H243ZM102 157V158H101ZM108 157V158H107ZM127 157V158H126ZM163 157V158H164ZM185 157H187V158H185ZM193 157H195V159H196V161H195V159L193 158ZM207 157V158H206ZM215 159H214V158ZM246 157V158H245ZM153 159V160H149V159ZM224 158V159H223ZM241 158H242V160H241ZM252 158V159H251ZM105 159H106V161H105ZM123 159L125 160L124 162L125 163H123L122 161H123ZM180 159V160H179ZM246 159V160H245ZM108 160L111 162H108ZM116 160V161H115ZM129 160V162H127ZM191 160V161H190ZM195 162H194V161ZM210 160V161H209ZM216 160H218V161H221V163L219 162L218 163V161H216ZM251 160V161H250ZM260 160H261V162H260ZM117 161L119 162L118 164H119V166L118 165H115V164H113L112 162H116V164H117ZM212 161V162H211ZM249 161V162H248ZM101 162H103L102 164H106L105 166L104 165H102L101 164ZM105 162H107V163H105ZM214 162H216L215 164H214ZM99 163V164H98ZM109 163V164H108ZM131 163V164H130ZM185 163V164H184ZM194 163V164H193ZM222 163H224V165L222 164ZM114 166H113V165ZM126 164H128V165H126ZM187 164V166H185ZM192 164V165H191ZM200 164V165H199ZM204 166H203V165ZM211 164H213V165H211ZM99 165V166H98ZM110 166L109 168H111L110 169V171H109V169H108V166ZM132 167H130V166ZM153 165V164H152ZM151 165V166H152ZM187 168L188 167V169H186L184 166ZM193 165H195L196 167H197V170H196V167L195 166H193ZM197 165H199V166H197ZM216 165V166H215ZM218 165V166H217ZM230 165V166H229ZM101 166H103V167H101ZM107 166V167H106ZM117 166V167H116ZM127 166V167H126ZM151 166H147L146 167V170H150L149 172H151V171H153V168H151ZM181 166V167H180ZM220 166V168H218ZM226 166V167H225ZM103 168V171H102V173L100 172L101 171V168ZM116 167V168H115ZM122 167H126L125 168V170L122 168ZM128 167H130V168H128ZM184 167V168H183ZM195 167V168H194ZM200 167V168H199ZM204 167V168H203ZM205 167L207 168H210V169H207V171L205 170ZM216 167V168H215ZM224 167V168H223ZM100 168V169H99ZM115 168V169H114ZM229 168V169H228ZM231 168V169H230ZM256 168H258V169H256ZM262 168V169H261ZM93 169V170H92ZM105 169H107V170H105ZM121 169V170H120ZM130 169V170H129ZM140 169V168H139ZM203 170V174H201L202 173V171L201 170ZM254 169H255V171H254ZM95 170H96V172H100V174H103V175H97V173H95ZM100 170V171H99ZM124 170V171H123ZM128 170V171H127ZM133 170V171H132ZM197 171V173H196V171ZM210 170V171H209ZM218 170H220L219 172H218ZM226 170H228L227 172L228 173H225V171ZM230 170V171H229ZM259 170V171H258ZM87 171V172H86ZM88 171H90V172H88ZM119 171H120V173H119ZM130 171L131 172H133L132 174L130 173ZM190 171V172H189ZM193 171V172H192ZM206 171V172H205ZM216 171V172H215ZM223 171H224V174H222L223 173ZM250 171V172H249ZM93 174H92V173ZM115 172V174H113ZM121 172H122V174H121ZM180 172H181V175H180ZM185 172H186V175H184L185 174ZM199 172V173H198ZM229 172H231V173H229ZM74 173V174H73ZM108 173V174H109ZM167 173H170V175L172 174L171 173V169H168V171H167ZM190 173V174H189ZM215 173L217 174V175H215ZM219 173V174H218ZM235 173V174H234ZM243 175H242V174ZM88 174V175H87ZM96 174V176H94ZM109 174V175H110ZM118 174V175H117ZM120 174H121V176H123V177H121L120 176ZM123 174H125V176H127V177H125ZM175 174V173H174ZM184 176H183V175ZM199 174H200V176H199ZM205 174V175H204ZM208 174H210V175H208ZM25 175V176H24ZM28 174L27 173H23V175H21L19 178V181L21 182V183H23V180H25L26 178H28V176H27ZM85 175H86V177L88 176V178H84L85 177ZM117 175V176H116ZM168 175V174H167ZM178 175V176H177ZM180 175V176H179ZM213 175V176H212ZM222 176V177H219V176ZM23 176V177H22ZM83 176V177H82ZM181 176H183V178H187L186 180H188L187 182H186V180H184L183 181V179L181 178ZM238 176V177H237ZM21 177H22V179H21ZM77 177V178H76ZM93 177V178H92ZM116 177V178H115ZM119 177V178H118ZM173 177V176H172ZM200 177V178H199ZM208 177H210V179L208 178ZM212 177H214V180L212 179ZM219 177V178H218ZM254 177V178H253ZM80 179V181H78L79 179ZM83 178H84V181H83ZM89 178H90V180H89ZM101 179V180H99V179ZM177 178V181L175 180ZM217 178V179H216ZM225 178V179H224ZM235 180H234V179ZM78 179V180H77ZM87 179V181H85ZM182 180V182L181 183H183L184 182V184H188V185H186V186H184L183 184H182V186H181V183L179 182V180ZM193 179V180H192ZM209 179V180H208ZM231 179V180H230ZM255 179V180H254ZM88 180H89V182H88ZM173 182H172V181ZM174 180H175V182L176 183H178V184H176L175 182H174ZM180 180V181H181ZM209 182H208V181ZM221 181V184L219 183L220 181ZM225 180V181H224ZM256 182H254V181ZM68 181H70V182H68ZM76 181H78L79 182V185L78 184H76ZM81 181H83V182H81ZM94 181V182H93ZM138 183H137V182ZM194 181H195V184H194ZM198 183H197V182ZM222 181H223V183H222ZM235 181H237V183L235 182ZM129 182V183H130ZM246 182V183H245ZM255 183V185L254 184H252V183ZM261 182V183H260ZM82 183V184H81ZM83 183H85V184H83ZM111 183V182H110ZM154 184V186L152 187V185ZM166 183V185H164ZM175 184V186H174V184ZM199 183H200V185H199ZM202 183V184H201ZM249 183V184H248ZM71 186H70V185ZM168 184V185H167ZM171 184V185H170ZM227 184V185H226ZM232 184V185H231ZM248 184V185H247ZM258 184V185H257ZM69 185V186H68ZM141 185H143L144 187H142ZM178 185H179V187H178ZM195 185V186H194ZM223 185V186H222ZM251 185V186H250ZM68 186V187H67ZM155 186H157V187H159L160 189V191H158L157 189V187H155ZM165 186V187H164ZM168 186V187H167ZM187 187V189H182V187ZM194 186V190H192L193 188L192 187ZM221 186V187H220ZM151 187H152V189H151ZM171 187V188H170ZM190 188V190H189V188ZM226 187V188H225ZM144 188V190L142 191V189ZM153 188H154V190H153ZM157 188V189H156ZM168 191V190H174V192H172V191H170V192H164V194L162 193V191H164L165 189ZM169 188V189H168ZM178 188V189H177ZM179 188H180V190H179ZM200 190H199V189ZM259 188V189H258ZM158 191V193H157V191ZM175 189H177V191L178 192H176V190ZM257 189V190H256ZM184 190V191H183ZM187 190V191H186ZM220 190H221V192H220ZM262 190V191H261ZM83 191V192H84ZM153 191V192H152ZM154 191L156 192V193H154ZM191 191L193 192V193H191ZM216 191H217V193H216ZM224 191H225V193H224ZM238 191V192H237ZM239 191H240V193H239ZM243 191V192H242ZM187 192H189V193H187ZM73 193V192H72ZM71 193V194H72ZM124 193V192H123ZM123 193L121 194V195H123ZM159 193H162L161 195L159 194ZM166 193V194H165ZM168 193H170L171 195H169ZM181 193H183V194H181ZM185 193V194H184ZM220 195H219V194ZM234 193V194H233ZM238 193H239V195H238ZM247 193V194H246ZM249 193V194H248ZM261 193V194H260ZM124 194H126V193H124ZM155 194V195H154ZM156 194H158L157 196H156ZM172 194H174V197H176L177 196V199L175 200V198L174 199H172L173 198V195ZM188 194V195H187ZM202 194V195H201ZM204 194V195H203ZM221 194H225V195H227V197L224 195V196H222ZM230 194V195H229ZM75 195V196H74ZM156 197V198H154V196ZM163 195H164V197L165 198H162L163 197ZM167 195V196H166ZM182 195V196H181ZM198 195V196H197ZM200 195L202 196V197H200ZM209 195H211V196H209ZM217 195V196H216ZM219 195V196H218ZM256 195H257V197H256ZM263 197H262V196ZM77 196V194H75V193H73V197H76ZM143 196H144V193H143ZM158 196H160L159 197V199L157 198ZM162 196V197H161ZM172 196V197H171ZM186 196V197H185ZM188 196V197H187ZM191 196V197H190ZM206 196V197H205ZM213 196V197H212ZM221 196H222V198H221ZM254 196V197H253ZM259 196H261V197H259ZM148 197H149V199H148ZM168 197V198H167ZM184 197V198H183ZM190 197V198H189ZM193 197V198H192ZM203 197H205V198H203ZM208 197V198H207ZM210 197V198H209ZM224 197H226V198H224ZM232 197V198H231ZM170 198V199H169ZM182 199V200H180V199ZM185 198H188V199H185ZM198 198V199H197ZM200 198H202V199H204L205 200V203H207L206 205H205V207L206 208H209L210 209V206H212L211 207V209H210V211H209V209H206L205 210V207H203L204 206V204H203V201L201 200V201H198V200H200ZM207 198V199H206ZM214 198V199H213ZM251 198H252V200H251ZM154 199V201H156L155 199H157V201L156 202H158L157 204H156V202H155V204L154 203H152V202H154V201H152ZM162 199V200H161ZM190 199V200H189ZM194 199V200H193ZM213 200V201H210V200ZM215 199H216V201H215ZM225 199V201L226 202H224L223 200ZM233 199V200H232ZM253 199H254V203L252 204V202H253ZM87 201V196L86 197H84L83 198V201ZM149 200L151 201V202H149ZM160 200V201H159ZM168 202H167V201ZM169 200H172V201H169ZM178 200V201H177ZM185 200L186 201H188V202H186L185 203ZM210 201V203H209V201ZM236 201V203H237V207H236V203H235V207H232V206H234V205H231L230 203H232L233 204V202H235ZM239 200H240V202H239ZM244 200H245V202H247V203H245L246 204V208H247V210L245 209V206H243V205H241V202L243 201L244 202ZM249 200V201H248ZM258 200V201H257ZM261 200V201H260ZM177 201V202H176ZM183 201V202H182ZM199 203H198V202ZM221 201H223V202H221ZM229 201H231V202H229ZM165 204H164V203ZM170 202V203H169ZM173 202V203H172ZM175 202H176V204H175ZM180 202V203H179ZM195 202V204H193ZM200 202H202V205H201V203ZM215 202V203H214ZM251 204H250V203ZM161 203V204H160ZM168 203V204H167ZM186 204V205H184V204ZM228 204V207L226 206V204ZM90 204H92V203H90ZM141 204V205H140ZM149 204H152L151 206L149 205ZM154 204V205H153ZM175 204V206H173ZM184 206H183V205ZM196 204H198V206L196 205ZM210 204V205H209ZM213 204V205H212ZM222 204H225L224 205V207H223V205ZM248 204V205H247ZM251 206H250V205ZM54 205H56V202H54L53 203V207H54ZM147 205H149V208H147L148 206ZM162 205H163V207H162ZM166 207H165V206ZM169 205V206H168ZM181 205V206H180ZM207 205H208V207H207ZM254 205V206H253ZM255 205H256V207L259 209L257 212H258V214L256 213L255 214V212H254V214H252V212L253 211H255L254 209H255ZM142 206H147L146 208L148 209V211H150V209L152 208V209H156V206H159V207H157L158 209H156L155 211L156 212H154V210H153V212H148L147 211V209L146 208H143V210L145 209V212H147V214L146 213H143V210L141 209V208H139V207H142ZM171 206V207H170ZM189 206V207H188ZM239 206H240V208H239ZM243 208H242V207ZM249 206V207H248ZM253 206V207H252ZM161 207V208H160ZM170 207V208H169ZM179 207V208H178ZM181 207V208H180ZM186 207H188V208H186ZM197 207V208H196ZM260 207H261V209H260ZM167 208V209H166ZM176 208H178V209H175ZM191 208H193V209H191ZM233 208V209H232ZM256 208V209H257ZM140 209L142 210V214H141V212H140ZM151 209V210H152ZM169 209H173V210H171V213H169L170 212V210ZM186 209H187V211H186ZM197 209H200V211L199 210H197ZM231 209H232V211H231ZM240 209H243L244 211L242 212V210H240ZM99 210V209H98ZM139 210V211H138ZM159 210V211H158ZM165 210V211H164ZM166 210H167V212H166ZM180 210V211H179ZM190 210V211H189ZM193 210H195V211H193ZM197 210V211H196ZM205 210V211H204ZM162 211H164V213L162 212ZM169 211V212H168ZM182 211V212H181ZM185 211H186V213L187 214H190V215H186V213H185ZM207 211H209V212H207ZM216 211V214L217 213H219V211H221L220 213H219V215H220V217L221 216H224L225 214L228 216V219L225 217H222V218H220L219 219V215L217 214H214V212ZM218 211V212H217ZM229 211V212H228ZM176 212V213H175ZM200 212V213H199ZM224 212H226L225 214H224ZM236 212V213H235ZM151 213V214H150ZM163 213V214H162ZM167 214L166 216L164 215V214ZM185 213V214H184ZM192 213V214H191ZM199 213V214H198ZM145 214V215H144ZM152 215V216H150V215ZM176 214V215H175ZM178 214V215H177ZM212 214H214V215H212ZM237 214H239V216L237 215ZM263 214V215H262ZM141 215V216H140ZM143 215H144V217H143ZM148 215H149V217H148ZM164 215V216H163ZM192 215H195V216H193L192 217ZM234 215V216H233ZM256 215H258L259 217H256V218H258L257 220H258V223L256 222L257 220H255V216ZM145 216H147V217H145ZM160 216V217H159ZM176 216V217H175ZM180 216H181V218H180ZM186 216L188 217V218H186ZM230 216L232 217V220H235V218H236V222H238L237 220H239L240 222H238V223H236L235 221H233V223L231 222L232 220H230L231 218H230ZM244 216H245V218H246V216H247V218L245 219V220H242V221H244V222H242L240 219H242V218H244ZM261 216V217H260ZM189 217H192V218H189ZM198 217H199V219H198ZM210 217L212 218H214L215 220H214V222H213V218L212 219H210ZM234 217V218H233ZM162 220H161V219ZM169 218H171V220H173V219H175V220H173V222L172 221H169ZM173 218V219H172ZM177 218V219H176ZM186 218V220H188V221H186V222H184V219ZM216 218H217V221H218V223H217V221H216ZM224 218V219H223ZM261 218V219H260ZM263 218V219H262ZM159 219L161 220L160 222H159ZM189 219H190V221H189ZM223 219V220H222ZM125 220V219H124ZM127 220V219H126ZM125 220V221H126ZM154 220V219H153ZM156 220V219H155ZM154 220V221H155ZM163 220H168L169 221V224H168V222L165 224L164 222H163ZM200 221V222H199ZM216 221V222H215ZM227 221H229V222H227ZM146 222H148V221H146ZM180 222V223H179ZM189 222V223H188ZM195 222V223H194ZM221 222V223H220ZM224 222V223H223ZM232 223V225H231V223ZM172 223V224H171ZM176 223H177V225H176ZM185 223V224H184ZM210 223H211V226H210ZM220 223V224H219ZM240 223V226L239 225H237V224H239ZM242 223V224H241ZM154 224V222L152 223V225ZM170 226H168V225ZM176 225V226H174V225ZM188 224V225H187ZM194 226H193V225ZM222 224V225H221ZM234 224H235V226H234ZM244 224V225H243ZM249 226L248 227V229L249 228H251V232L253 231L252 229H253V227H255V225H256V227H255V229H256V231H257V233L260 231V229L262 228L263 229V231L261 230L258 234L260 235L259 237H257L258 236V234H256L257 236V238H255V234L253 235H251V234H249V232H250V229L249 230H247V228H245V230H246V232H245V230H244V227L243 226H246L247 227V225ZM252 224V225H251ZM259 224V225H258ZM44 225V226H43ZM42 226H41V229H40V226H39V229L41 230V231H39V233L40 232H42V233H40V234H43V233H46V232H48L49 231V229L47 228L48 227V225H50L49 224V222H46V223H44ZM155 225V224H154ZM162 225V226H161ZM163 225H165L164 227H163ZM190 225V226H189ZM227 225V226H226ZM229 225V226H228ZM230 225H231V228H230ZM47 226V227H46ZM136 223H133V226L129 229V230H131L132 232H134V234H135V231H136ZM169 227V228H165V227ZM182 226V227H181ZM184 226V227H183ZM223 227V228H221L220 229V227ZM234 226V227H233ZM258 226H259V231H258ZM46 227V228H45ZM147 227H149V226H146L145 228H146V230L148 229ZM163 227V228H162ZM179 227H180V229H179ZM190 227H193V229H191ZM237 227H240V229L239 228H237ZM241 227H242V230H241ZM261 227V228H260ZM44 230H43V229ZM153 228V229H152ZM165 228V229H164ZM175 228V229H174ZM178 228V229H177ZM195 228V229H194ZM207 228V229H206ZM212 228V229H211ZM239 229V230H237V229ZM39 229H37V230H39ZM48 229V230H47ZM164 229V230H163ZM183 229V230H182ZM191 229V230H190ZM197 229H199L198 231L199 232H201L199 235H201V234H203L202 235V238H200V240H199V236H198V234L196 233V231H197ZM206 231H205V230ZM211 229V230H210ZM227 229V230H226ZM231 231H230V230ZM255 229H254V233H256L255 232ZM133 230H135V231H133ZM146 230H145V232H146ZM192 230L193 231H195V234H193L194 232H192ZM224 232H223V231ZM234 230V231H233ZM131 231H129V235L127 234V237L128 238H130L131 237V234H133V233H131ZM179 231L182 233V232H184L183 234L185 235V231L187 232V231H189V232H187L186 234H190V232H192L191 234H192V236L194 235V238H195V235H196V238L197 239H194L192 236L190 237L191 239H189V237H188V239H186L187 238V236L189 235H185L186 236V238L185 239H183L185 236L182 234L181 235V233H179ZM210 231H211V233H210ZM222 231V232H221ZM230 231V232H229ZM237 231V232H236ZM238 231H239V233H238ZM147 232H149L148 230H147ZM233 232V233H232ZM245 232V233H244ZM252 232V233H253ZM20 235H23V232L21 231V232H18ZM131 233V234H130ZM167 233V234H166ZM217 233H219V234H217ZM237 233V234H236ZM244 233V234H243ZM126 234L125 235H123V237L125 238V239H128V238H126L125 236H126ZM133 234V235H134ZM180 234V235H179ZM211 234V235H210ZM221 234V235H220ZM230 235L229 237L231 238V239H233V236H234V242L236 243H234V242H232V240H231V242H230V240L228 239V236L226 237V235ZM234 234V235H233ZM245 235L246 237H247V239L245 240L244 238H245V236H242V238L243 239H241V240H245V241H241L239 238L237 239V237L239 236V237H241V235ZM132 235V236H133ZM173 235V236H172ZM236 235H238V236H236ZM248 235V236H247ZM253 237V239L251 240V236ZM130 236V237H129ZM176 238H175V237ZM182 236V237H181ZM190 236V235H189ZM236 236V237H235ZM225 237L227 238V239H225ZM163 238V237H162ZM202 239V240H201ZM221 239V240H220ZM236 239L237 240H239L241 243H239V241H236ZM250 239V241L248 242V240ZM261 241V242H259V240ZM120 240H124V239H122V237L120 238ZM120 240H117V242L116 243H118V241L120 242ZM163 240V239H162ZM175 240V241H174ZM184 240H187V241H189V242H183ZM263 240V241H262ZM194 241V242H193ZM201 241V242H200ZM218 241V242H217ZM227 241H229V242H227ZM247 241V242H246ZM212 243L213 242V244L216 246V247H213L214 245H212V244H210V243ZM215 242H216V244H215ZM242 242H244L243 244V246H242V249H241V246H240V244H242ZM257 242H259V245H256L257 246V248H254L253 247V244L255 243H257ZM114 243H115V241H114ZM134 243H137V241L136 242H134ZM138 243H140V242H138ZM165 243L167 244V245H169V247H170V249L172 248V250H170L169 249V247H165ZM182 243H189V244H183V246H185L186 245V248H185V250L182 248ZM194 246H196V247H194V249L195 248H197V249H195V253L194 252H190L191 251V249L193 248V246L191 245V244ZM199 243V244H198ZM205 243V244H204ZM218 243V244H217ZM234 244V246H235V248L233 247V245L232 244ZM253 243V244H252ZM197 244V245H196ZM229 244H231L230 246H229ZM245 244H250L251 245V247L252 248H250V245H249V247L247 246V245H245ZM164 245V246H163ZM187 245H189V249L190 250H188L187 248ZM191 245V246H190ZM221 245H222V247H221ZM87 246V245H86ZM101 247L102 245H96V247ZM155 246V247H154ZM199 246V247H198ZM205 246H206V249H205ZM208 246V247H207ZM212 248L211 250H210V247ZM218 246L221 248H218ZM246 246V248L244 249V250H246L247 252H245L244 250H243V248ZM258 246H262V249H260V247H258ZM93 247H95V246H93ZM163 247V248H162ZM164 247H165V249L166 248H168V249H164ZM228 247H230V248H228ZM239 247V248H238ZM110 250V253L112 254H109L108 252H107V250L108 249ZM174 248V249H173ZM201 248H203V252H204V249H205V252L206 253H202L201 251H202V249ZM224 248V250H222ZM249 248H250V250H249ZM259 248V249H258ZM111 249H112V252H111ZM137 249V250H136ZM139 249V250H138ZM162 249H164V251L165 252H163V250ZM181 249H183V250H181ZM213 249L215 250V251H213ZM217 249L219 250V251H217ZM239 249H240V251H239ZM89 250V249H88ZM196 250L198 251V252H196ZM221 250V251H220ZM239 251V253H238V251ZM243 250V251H242ZM251 250H252V252H254V250H255V252L256 253H254L255 255H253V253L251 254L250 252H251ZM258 250H260V252L261 253H258L259 251ZM116 251V252H115ZM119 251V249L118 248H114V246L111 244L110 246H108V247H106L105 246V248H101V251H100V254L98 255V256H89V259L87 260V264H101V261L102 260H104V259H107V258H110L111 256H114L117 252ZM187 251H189V252H187ZM193 251V250H192ZM242 251V252H241ZM158 252H160V254H162V255H160L161 256V258H160V256L159 255H157L158 254ZM216 254H214V253ZM218 252V253H217ZM219 252H220V256H219ZM227 252H228V254H227ZM230 252H231V254H230ZM244 252H245V254H244ZM88 253V252H87ZM141 254V255H138V254ZM152 253H154V254H152ZM156 253V254H155ZM163 253H164V256H163ZM170 253V254H169ZM191 253V254H190ZM197 253H200V254H197ZM101 254H102V257H106V258H102L101 257ZM186 254H188V255H186ZM192 254H193V256H192ZM195 254V255H194ZM210 254H211V256H210ZM222 254V255H221ZM225 256H224V255ZM250 254L252 255V256H256V257H251V259H249L250 258ZM258 254H259V256H258ZM87 255V254H86ZM153 255H154V257L156 258V257H159V258H156V260H154L155 258H153ZM202 255L205 257V255H206V259H207V256L209 257L210 256V258H212V260L211 261H209L210 260V258L209 259H205L204 257L203 258H200V257H202ZM215 255V256H214ZM230 255V256H229ZM243 255H245V256H243ZM146 256H148L147 258H146ZM192 259V261H191V259L189 258V257ZM195 256H197L196 258H195ZM221 256H223V258L221 257ZM249 256V257H248ZM67 257V256H66ZM138 257V260L136 259ZM152 257V258H151ZM189 258V260H188V258ZM217 257V258H216ZM258 257V258H257ZM102 258V259H101ZM130 258V259H129ZM151 258V261L149 260ZM186 258V259H185ZM221 258V259H220ZM238 258H241V259H238ZM157 259H158V261H157ZM202 259H204V260H202ZM217 259H220V260H217ZM93 260V261H92ZM97 260V262L95 263V261ZM99 260V261H98ZM154 260V261H153ZM160 260V261H159ZM185 260H187L186 261V263L184 262ZM244 260V261H243ZM150 261V262H149ZM153 261V263H151ZM205 262V263H203V262ZM243 261V262H242ZM254 261V262H255ZM131 262V263H130ZM188 262H190V263H188ZM202 262V263H201ZM214 262H211V264L213 263V264H215ZM219 262V263H218ZM124 264H126V263H124Z\"/></svg>","mask_w":264,"mask_h":264}]
</instances>
